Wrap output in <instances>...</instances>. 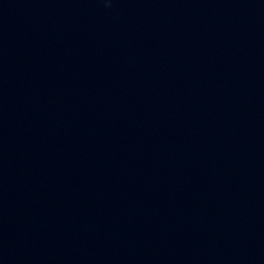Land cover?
<instances>
[{"label": "water", "instance_id": "obj_1", "mask_svg": "<svg viewBox=\"0 0 264 264\" xmlns=\"http://www.w3.org/2000/svg\"><path fill=\"white\" fill-rule=\"evenodd\" d=\"M0 264H264V0H0Z\"/></svg>", "mask_w": 264, "mask_h": 264}]
</instances>
